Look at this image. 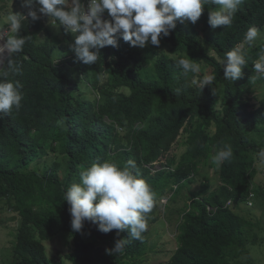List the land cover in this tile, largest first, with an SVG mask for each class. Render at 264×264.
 Returning a JSON list of instances; mask_svg holds the SVG:
<instances>
[{"label": "trees", "instance_id": "1", "mask_svg": "<svg viewBox=\"0 0 264 264\" xmlns=\"http://www.w3.org/2000/svg\"><path fill=\"white\" fill-rule=\"evenodd\" d=\"M217 8L204 6L195 24L177 21L168 36H161L186 55L159 56L154 77L143 75L147 51L130 46L118 34L117 47L100 49L97 63L86 65L75 60L69 47L75 36L66 34L63 26L64 42L54 45L47 16L38 13V20L22 21L19 35L30 39L21 52L9 53L0 70H6L9 57L15 60L20 72L9 73L7 79L19 80L23 94L21 108L0 119V199L12 202L20 217L10 264H51L45 242L63 232L73 246L66 256L70 264H140L148 231L134 240L129 229L119 236L117 230L105 234L87 220L74 231L70 206L64 201L67 188L80 183V173L93 163L108 159L123 166L131 159L137 165L135 174L155 193L150 224L157 202L171 191L170 200H175L225 143L232 147V160L219 167L211 164L221 185L209 195L198 192L189 199L177 227L178 248L168 264H252L249 237L255 224L237 210L251 196L257 175L255 154L261 148L253 137L262 131L264 135V99L255 108L251 103L264 79L250 82L253 62L264 45L246 52L247 64L235 81L225 80L223 61L228 51L244 42L249 27L264 26V0H244L230 26L213 29L209 11ZM181 57L208 65L216 78L213 85L201 91L191 82L195 74L182 75L174 63ZM87 83L99 97L84 98L81 89ZM191 120L196 126L180 162L167 157L160 170L152 169ZM46 152L59 153L61 159L46 162L44 170L35 169L36 158ZM118 239L128 243L122 253L110 254L107 250Z\"/></svg>", "mask_w": 264, "mask_h": 264}, {"label": "clouds", "instance_id": "2", "mask_svg": "<svg viewBox=\"0 0 264 264\" xmlns=\"http://www.w3.org/2000/svg\"><path fill=\"white\" fill-rule=\"evenodd\" d=\"M243 2L244 0H23V6L28 9L26 14L10 12L5 17L7 31L12 35L3 36V47L7 49V57L8 53L21 52L30 39L19 35L22 21L29 17L33 21L38 20L39 13L47 16L53 26L58 22L66 34H73L75 39L69 43V47L74 52L75 60L92 65L97 63L100 49L118 46L117 34L133 47L144 48L149 43L159 46L161 36H168L170 30L176 28L177 21L195 24L200 19L204 6L209 9L213 5L218 6L217 10L209 11L208 24L213 29L230 26ZM35 5H39L38 9ZM258 36L257 27H249L244 34V43L251 45ZM225 57V80L239 79L247 64L243 43L228 51ZM174 63L185 77L189 73L201 71L200 65L194 63L192 58L181 57ZM252 70L255 75L250 82L264 79V48L260 50L259 58L253 62ZM19 72V65L9 57L6 70L0 72V119L13 109L18 111L21 108L22 84L19 80L7 79L9 73ZM215 79L214 75L204 74L198 82L200 90L205 86H212ZM192 83L196 84L197 81L193 79ZM213 93L217 94L214 87ZM257 155L260 160H264V148ZM232 157V147L225 143L212 155L211 161L219 167L224 162H230ZM136 167L135 161L131 159L123 166L106 159L86 167L80 173V183H73L64 195V201L70 206L72 229L80 231L87 220L96 224L98 230L105 234L117 230L116 234L119 236L125 229H129L134 240H141L148 229V214L155 206V193L144 178L135 174ZM127 243V239H118L114 248L107 251L110 254L122 253Z\"/></svg>", "mask_w": 264, "mask_h": 264}, {"label": "rangeland", "instance_id": "3", "mask_svg": "<svg viewBox=\"0 0 264 264\" xmlns=\"http://www.w3.org/2000/svg\"><path fill=\"white\" fill-rule=\"evenodd\" d=\"M24 9H26V7L23 6V2L20 0H0V63L5 62V52H7V49L3 47V36L7 34L12 35L7 31L8 28H4L6 24L5 17L10 12H20V10ZM46 25L50 30L53 44L61 45L64 42L61 26L57 23L53 26L49 18L46 19ZM257 29L259 30V36L255 42L251 45L243 42L246 52L252 50L257 45H264V26ZM40 40H44V36L40 37ZM141 49H145L148 55L147 63L143 70V75L146 77H154L155 62L159 56L164 55L169 58H177L180 55H186L179 47L167 43L163 38H161L159 46H153L149 43L146 47ZM56 52L58 54L59 49H57ZM59 58L60 56H56V60ZM200 68V73H196L193 77V79L197 81L194 85L197 86L204 74L212 75V69L208 65L200 64ZM103 82L104 81H102V83ZM219 86L222 90V85L219 84ZM81 91L84 98L87 100L99 97L98 93L94 91L88 83L82 85ZM217 99V109L220 110L222 91L217 95ZM262 99H264V84L256 89L251 99L253 107H257ZM195 126L196 120L189 121L172 146L170 152L166 157H162L155 162L152 169L160 170L165 165L167 157L170 159L173 158L177 163L180 162L182 155H184L187 150V140L190 131L193 130ZM119 132L123 135L126 133L121 129H119ZM213 132L214 130L212 129V133ZM253 140L260 148H264L263 131L254 135ZM255 156H257V163L255 165L257 175L255 176L252 186V194L247 201L242 203L237 212L248 221L255 224L249 237V250L252 257V264H264V160H260L257 154H255ZM60 159L61 156L59 153H41L33 163V167L38 170H44L45 166L48 164L46 162ZM211 164L212 161H209L207 165L201 166L198 173L193 177L194 182L185 186L181 192L176 195L175 200H170L171 195L174 194L173 191H171L168 197L163 198V202H161V200L157 202L158 208L153 216L154 221L148 224L146 255L140 264H168L170 257L178 248L177 227L180 224L183 213L187 210V206L190 202L189 199L194 193L198 192L209 195L221 185L217 168L212 167ZM12 206L13 203L9 200L0 199V264H10L13 259L16 232L20 225V217L19 213H17ZM45 246L51 264H70L66 256L73 249V246L66 232L60 233L50 241H46ZM114 246L115 242H112L111 247L114 248Z\"/></svg>", "mask_w": 264, "mask_h": 264}, {"label": "water", "instance_id": "4", "mask_svg": "<svg viewBox=\"0 0 264 264\" xmlns=\"http://www.w3.org/2000/svg\"><path fill=\"white\" fill-rule=\"evenodd\" d=\"M9 54V53H8ZM5 57H7V56H5ZM3 66V63H0V67H2Z\"/></svg>", "mask_w": 264, "mask_h": 264}, {"label": "built area", "instance_id": "5", "mask_svg": "<svg viewBox=\"0 0 264 264\" xmlns=\"http://www.w3.org/2000/svg\"><path fill=\"white\" fill-rule=\"evenodd\" d=\"M105 19H107V15H106V13H105Z\"/></svg>", "mask_w": 264, "mask_h": 264}]
</instances>
